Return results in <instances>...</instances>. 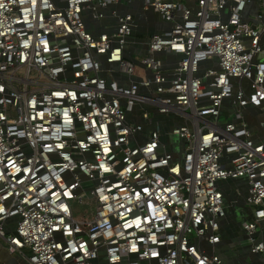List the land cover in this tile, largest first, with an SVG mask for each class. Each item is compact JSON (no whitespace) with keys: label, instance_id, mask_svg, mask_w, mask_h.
Instances as JSON below:
<instances>
[{"label":"built area","instance_id":"obj_1","mask_svg":"<svg viewBox=\"0 0 264 264\" xmlns=\"http://www.w3.org/2000/svg\"><path fill=\"white\" fill-rule=\"evenodd\" d=\"M117 1L0 0V240L26 264H222L205 248L220 241L218 182L243 177L252 219L242 226L263 253L264 143L253 135L264 116L254 129L241 112L264 114L262 15L242 19L249 0H142L171 27L149 37L139 62L151 76L134 80L131 14L98 36L81 15ZM160 51L179 55L169 78ZM99 55L129 83L102 77ZM224 99L238 109L220 126L209 118ZM136 103L183 120L170 129L185 141L180 158L159 150L157 128L140 139L142 124L127 120ZM82 195L96 203L91 219L73 216Z\"/></svg>","mask_w":264,"mask_h":264},{"label":"crops","instance_id":"obj_2","mask_svg":"<svg viewBox=\"0 0 264 264\" xmlns=\"http://www.w3.org/2000/svg\"><path fill=\"white\" fill-rule=\"evenodd\" d=\"M188 6L194 4V0H179ZM97 7L101 17H95V13L85 8L82 10V19L87 31L93 36L100 33H113L117 28V17L126 13L132 16V30L130 35L125 38L123 47L124 56L134 61L137 68H141L142 74H133L132 79L140 80L144 77H150V71L145 70L139 62V59L147 51V41L152 34L163 33L171 27V22L166 21L162 16L153 10H144L142 8V0H119L110 4L108 7ZM227 10L222 12V16L226 17ZM257 14L262 15L264 21L263 0H249L242 11V19L248 22H254ZM246 46H249V40L244 39ZM261 51L255 56V60L264 61V34L260 37ZM163 64V73L169 78L176 65L179 55L173 52L160 51L156 53ZM101 62L100 75L106 80L115 79L120 85H127L129 77L121 73L116 63H108L105 61L104 55H99ZM214 60H208L201 64L200 70L214 64ZM135 67V69H136ZM135 72V71H134ZM235 82V85H238ZM241 86L245 92L250 91L249 82L246 79L241 80ZM146 89L141 88V92L145 93ZM238 107L232 105L229 99H224L221 105L220 114L217 118H209L215 120L220 126L228 122ZM147 111L149 118L146 120L142 116V112ZM242 122L247 126L257 129L259 122L263 120V111L259 107L246 106L242 109ZM127 120L132 123H140L143 126V132L140 135L141 140H145L147 133L157 128L160 132L161 146L160 151L171 152L175 158H180L184 151L185 141L182 138L171 136L170 129L177 124H182L183 120L176 113H159L157 109L151 105L136 103L134 109L127 113ZM255 142L264 143V127H258L253 135ZM227 155H223L222 161L226 166ZM218 186L223 195L224 214L219 219L220 241L211 246L205 244L208 253L217 254L222 264H264V252H252L251 244L248 241L247 233L243 229L242 224L252 219V209L245 203L247 192V180L243 177L228 178L220 180ZM12 230V229H11ZM262 237L264 238V232ZM0 264H26L24 258L17 254L9 253L5 248V244L0 240Z\"/></svg>","mask_w":264,"mask_h":264},{"label":"rangeland","instance_id":"obj_3","mask_svg":"<svg viewBox=\"0 0 264 264\" xmlns=\"http://www.w3.org/2000/svg\"><path fill=\"white\" fill-rule=\"evenodd\" d=\"M205 62H201L200 64H203ZM139 69L141 70V68L136 67L134 74H142V70L140 71ZM70 205L72 208L73 216L79 220L91 219L95 213V201L87 199L86 197H84V195H82V201L74 199L70 201Z\"/></svg>","mask_w":264,"mask_h":264}]
</instances>
